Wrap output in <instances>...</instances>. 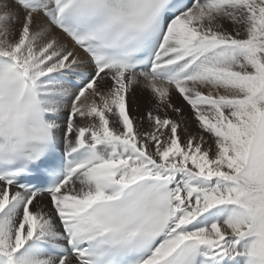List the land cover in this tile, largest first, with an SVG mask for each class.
Listing matches in <instances>:
<instances>
[{"label": "snow or ice", "instance_id": "6c2138e0", "mask_svg": "<svg viewBox=\"0 0 264 264\" xmlns=\"http://www.w3.org/2000/svg\"><path fill=\"white\" fill-rule=\"evenodd\" d=\"M0 264H264V0H0Z\"/></svg>", "mask_w": 264, "mask_h": 264}, {"label": "rangeland", "instance_id": "374dc122", "mask_svg": "<svg viewBox=\"0 0 264 264\" xmlns=\"http://www.w3.org/2000/svg\"><path fill=\"white\" fill-rule=\"evenodd\" d=\"M174 100H175L174 102H175L177 105H179V106H183V107L185 106V107H184L185 112L188 113L189 116L191 115L190 110L188 109V106H187L186 104H184V102H183L179 97H175ZM138 102H139L140 105H141V111L143 110L142 101L140 100L139 96H137V97H136V100H135L134 103H133V114H134V115L136 114L135 109H136V107H137V103H138Z\"/></svg>", "mask_w": 264, "mask_h": 264}, {"label": "bare ground", "instance_id": "6f19581e", "mask_svg": "<svg viewBox=\"0 0 264 264\" xmlns=\"http://www.w3.org/2000/svg\"><path fill=\"white\" fill-rule=\"evenodd\" d=\"M174 99H175V97H174ZM175 101V100H174ZM185 107V106H184Z\"/></svg>", "mask_w": 264, "mask_h": 264}]
</instances>
